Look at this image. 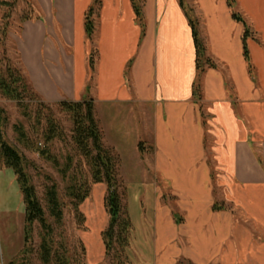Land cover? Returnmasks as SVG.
Masks as SVG:
<instances>
[{
	"label": "crops",
	"instance_id": "crops-1",
	"mask_svg": "<svg viewBox=\"0 0 264 264\" xmlns=\"http://www.w3.org/2000/svg\"><path fill=\"white\" fill-rule=\"evenodd\" d=\"M95 1H9L8 37L43 103L93 100L104 145L144 160L154 259L130 264H264V0H102L89 38Z\"/></svg>",
	"mask_w": 264,
	"mask_h": 264
},
{
	"label": "rangeland",
	"instance_id": "rangeland-1",
	"mask_svg": "<svg viewBox=\"0 0 264 264\" xmlns=\"http://www.w3.org/2000/svg\"><path fill=\"white\" fill-rule=\"evenodd\" d=\"M7 1L11 3L9 1L13 0ZM0 9V69L5 70L8 60L12 68L20 70L16 48L8 35L13 31L12 28L19 32L22 19L28 17L29 12L25 10L21 13L13 4L10 10L9 26L4 34L5 22H2V17L8 9L2 7ZM56 104L44 103L45 107L42 108L34 103L27 108L28 116L26 117L15 101L0 95V109L4 111L6 118L1 127L4 140L23 158V168L29 183L34 186L45 211L47 223L53 229L52 241L55 250L65 249L72 264H91L92 262L111 264L106 257L102 235L99 236L97 233L98 229L102 233L107 231L111 222L105 205L107 186L106 184H93L91 168L72 142L73 124L70 115L59 110ZM49 116L56 123L58 134L52 142L46 143L43 134L48 128ZM15 125H20L29 141L36 148L47 150L57 160V163L41 156L39 152H35V149L21 142L14 130ZM113 154L117 161L119 160L117 179L123 213L129 216L132 223L129 247L126 250L128 257L126 264H130L128 256L130 248L133 253H130L131 256L134 257V252L137 250L138 256L143 261L151 263L154 259V249H150L153 239L148 231L151 228L148 224L150 219L148 200L152 201L151 197L154 193V185L150 182L152 175L149 174L144 160L138 153L126 148L121 150V153L114 151ZM68 158L72 159V168L65 176L64 171L68 165ZM74 180L82 186V189L86 185L90 190L89 198L79 207V212L76 211L67 192ZM53 184L57 186L62 204L63 222L61 225H58L50 216L47 206L46 191ZM145 196L146 200H142ZM30 232V241L26 246L23 194L14 171L5 167L0 160V264H8L17 260L26 247L32 249L33 257L37 255L44 233L38 222L33 224ZM101 245L104 249L103 253H101Z\"/></svg>",
	"mask_w": 264,
	"mask_h": 264
},
{
	"label": "trees",
	"instance_id": "trees-1",
	"mask_svg": "<svg viewBox=\"0 0 264 264\" xmlns=\"http://www.w3.org/2000/svg\"><path fill=\"white\" fill-rule=\"evenodd\" d=\"M101 1L102 0L95 1V4L91 8L86 19V32L89 38H91L94 33V25L91 17L95 6H99ZM132 2L136 15L138 19L141 20V9L138 5V0H132ZM234 2V0H228L230 7H233ZM1 7L8 9L2 17V22H5L3 26V32L5 34L6 28L9 26L10 10L13 8V3H8L7 0H0V8ZM233 17L237 21L242 22L238 14L234 13ZM26 19H28V17H24L22 20ZM191 25L197 52V70L202 71L204 65H211V63L205 58V48L199 39L195 23L191 22ZM248 37L249 29L246 28L244 34V55L246 60H249V52L246 45ZM7 63L5 70L0 69V95L6 99L15 101L19 109L23 110L26 117L28 116L26 113L27 108L30 105L36 103L37 106L44 108V103L29 86L22 72L19 69L12 68L8 60ZM91 64L93 65V63ZM194 94L196 96L199 94L198 82L195 84ZM56 105L59 110L70 115L73 124L72 142L75 144L79 154L90 166L93 184H106L107 186L105 205L110 214L111 222L109 229L102 233L106 257L110 260L111 264H126L128 262L126 250L129 247L132 223L129 216L124 214L122 209V198L119 194V183L117 179L119 160L117 161V158L114 156V150L107 148L103 143L102 131L96 117L94 102L91 99H86L81 102L63 101ZM5 121L6 118L4 117V111L0 109V160H2L5 167L14 171L20 190L23 194L25 204V245L27 246L29 244L31 227L35 222L40 224L44 233L35 257H33L34 254L32 249L26 247L23 249L17 260L8 264H72L65 249L62 251L55 250L53 246V229L47 223L45 211L36 195L34 186L29 183L28 177L23 168V158L4 140L1 127ZM47 123L48 128L43 136L45 142L50 143L57 137L58 131L57 125L52 117L49 116ZM14 130L18 134L21 142L35 149V152H39L41 156L57 163V160L52 157L47 150H40L29 141L20 125H15ZM258 162L264 168V162L261 157H258ZM71 168L72 159L68 158V165L64 171L65 176ZM67 192L73 201L76 211L79 212V207L89 198V188L85 185L82 189V186L78 185V182L74 180L73 184L69 186ZM46 199L50 216L55 219L58 225H61L63 222V211L56 185L53 184L47 189ZM219 209L220 207L218 205L214 206V210ZM81 222H83V220ZM34 258L36 260L35 263ZM178 264L192 263L180 262Z\"/></svg>",
	"mask_w": 264,
	"mask_h": 264
}]
</instances>
